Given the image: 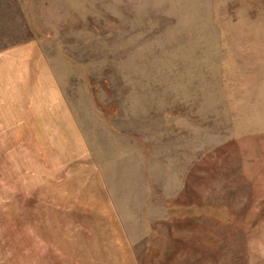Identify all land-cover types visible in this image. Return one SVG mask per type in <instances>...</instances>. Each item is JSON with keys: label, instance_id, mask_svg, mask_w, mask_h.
Listing matches in <instances>:
<instances>
[{"label": "rangeland", "instance_id": "obj_1", "mask_svg": "<svg viewBox=\"0 0 264 264\" xmlns=\"http://www.w3.org/2000/svg\"><path fill=\"white\" fill-rule=\"evenodd\" d=\"M0 264H264V0H0Z\"/></svg>", "mask_w": 264, "mask_h": 264}]
</instances>
